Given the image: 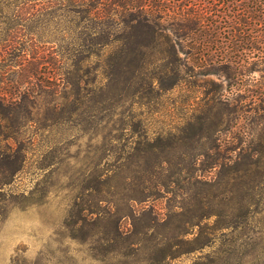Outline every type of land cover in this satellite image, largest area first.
Listing matches in <instances>:
<instances>
[{"label":"rangeland","instance_id":"rangeland-1","mask_svg":"<svg viewBox=\"0 0 264 264\" xmlns=\"http://www.w3.org/2000/svg\"><path fill=\"white\" fill-rule=\"evenodd\" d=\"M158 3L151 34L116 6L99 22L71 1L0 2V51L6 27L32 26L27 66L86 82L4 111L0 264H264V0ZM102 34L109 65L86 50Z\"/></svg>","mask_w":264,"mask_h":264},{"label":"trees","instance_id":"trees-1","mask_svg":"<svg viewBox=\"0 0 264 264\" xmlns=\"http://www.w3.org/2000/svg\"><path fill=\"white\" fill-rule=\"evenodd\" d=\"M5 1L7 0H0V2ZM63 1H71L73 4H76L79 8H81L79 9V11L83 12L86 15L83 17L91 18V20L93 21L99 20V22L111 21L112 19L110 17V11H115L114 6H116L117 9L119 8L121 10V13L127 14V16L122 20L125 22V25H128L130 28H132V30H137L139 28L142 29V27L147 28V30H149L151 34H156V32L159 30L158 19L165 11V5L158 3L161 0H155L156 2H153L151 4H146L144 0L141 2H137L136 0H124L123 2L118 1L113 6H103V4L102 6H100L99 0H19V3L35 4L36 2H39L44 8H50V6L62 4ZM187 14H190V10H188V12L185 10V12L180 15L181 19H178L177 23L179 24V26H181L180 28H182L185 33H191L193 32V30H196V28L195 25L193 26L192 24H190V20H188L190 18H187ZM184 15H186V17ZM6 28L8 37H5L2 40L4 50L0 51V61H5L7 63H5L2 68H0V83L3 79L11 81L14 76L15 79L13 80V83H11L10 90L8 92H6L4 88L0 87V136H3L2 133L9 127L7 121H5L6 116L4 111L11 107L21 105V101L30 98V96H33L34 87L36 89L42 90L48 88L55 81H65L66 83H72L79 88V85L84 82L77 74H74L70 77L64 76V72H56L55 75L52 74L51 76H47L44 74L42 75L40 70L36 69V67H28V63L42 57V50L44 49V47L42 46L36 47V50H34L35 48H32V43H34L33 35L37 36L35 40H39L40 38L37 32H35L37 30L32 28V26H24L19 29H16V27L14 26ZM19 31H22L23 33H20ZM18 33L20 34L17 35ZM20 35L23 37H20ZM141 39L142 40L138 42L139 45L137 44L139 48L146 46L144 37H141ZM112 41L113 40L109 38L108 34H102L92 38V40L89 42V46H83H86V50L89 51V53L93 52L92 49L95 50L94 54L99 57L98 59L102 63L105 61L106 65H109L110 57H105V51L111 50L110 47ZM148 44H151V41L147 42V45ZM76 45H78V47L80 46L81 48V44L78 43ZM50 54L51 58L48 62V65H50V69H57L58 64H61L63 62L62 58L58 53H56L55 47L53 46H51ZM85 61H87L86 55L80 56L71 63V66L74 67V71L79 70L80 66ZM11 66H16L17 68L15 70H12ZM104 71L105 70H102V75H104ZM9 74L14 75L9 76ZM5 147L8 150H11L10 154H13V152H15V147L9 144H7ZM2 154V150L0 149V160L2 158Z\"/></svg>","mask_w":264,"mask_h":264}]
</instances>
